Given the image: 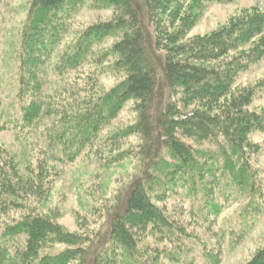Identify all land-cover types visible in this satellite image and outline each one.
Wrapping results in <instances>:
<instances>
[{
    "label": "trees",
    "instance_id": "16d2710c",
    "mask_svg": "<svg viewBox=\"0 0 264 264\" xmlns=\"http://www.w3.org/2000/svg\"><path fill=\"white\" fill-rule=\"evenodd\" d=\"M94 1L113 7L116 15L110 21L90 25L70 48L59 53L67 34V19L83 0H31L20 44L17 95L21 114L0 111V132L33 127L44 116L54 114L59 121L48 128V149L54 159L69 163L86 149H93L102 128L126 101L133 99L137 120L122 133L141 136L137 154L142 173L117 198L106 229L97 234L92 249L84 252L80 244L86 238L64 231L51 216L26 207L27 197L39 199L43 193L41 173L21 179L13 158L6 155L8 159L0 163V217L10 210H19L22 215L11 224L2 226L0 222V264H69L82 254L86 264H173L165 240L178 242L180 236L171 237L177 235L178 227L174 228L170 219L173 212L169 214L158 194V201H154L152 192L154 187L161 193L182 187L188 169L194 172L193 177L205 171L195 157V149L183 138L201 142L222 135L228 146L220 148L224 167L234 179L244 182L248 170L243 159L248 148L257 147L249 135L254 130L264 132V110L248 109L255 87L240 89L235 85L239 71L264 56V11L255 8L211 35L183 42L176 47L179 52L172 53L169 34L162 27L168 26V22L163 23L164 16L169 13V20L184 25L169 35L172 43L187 31L188 20L194 18V4L204 0ZM184 8L189 13L181 17ZM115 34L120 37L108 54L115 57L113 65L124 72V78L96 98H74L57 108L52 106L45 97L51 77L75 70L98 44ZM195 190L191 188L187 196H193ZM216 209L217 213L221 211ZM182 232V237H188ZM57 243L77 246L44 252L48 245ZM219 254L205 252L202 259L205 264H216ZM101 258L105 261L100 262ZM244 264H264V247Z\"/></svg>",
    "mask_w": 264,
    "mask_h": 264
},
{
    "label": "rangeland",
    "instance_id": "374dc122",
    "mask_svg": "<svg viewBox=\"0 0 264 264\" xmlns=\"http://www.w3.org/2000/svg\"><path fill=\"white\" fill-rule=\"evenodd\" d=\"M30 2L0 0V111L7 115L21 114L17 95L19 56ZM255 8L264 11V0L199 1L191 9L194 18L188 20L190 25L187 31L174 39L177 41L172 40L170 43L169 35L184 28L180 21L173 23L168 13L163 19V23L168 22V26L162 24V27L169 34L167 39L172 53H177L179 51L176 47L183 42L211 35L232 20L241 18V15L250 14ZM183 13H189L187 8L181 11V17ZM115 15L116 11L111 6H101L94 0H83L78 11L67 19V34L60 44L59 53L70 48L72 42L90 25L110 21ZM119 37L118 34L108 36L93 49L89 59L72 72L52 76L50 84L46 86V100L48 97L52 106L56 107L74 98H96L119 83L125 74L113 65L115 57L108 54L109 48ZM57 55L52 59L53 64ZM94 58L100 60L94 61ZM235 85L240 89L254 86L255 94L248 109L264 110V56L240 70ZM134 104L133 99L126 101L115 117L102 128L93 149H86L85 153L69 163L54 159L48 149V128L59 121V117L54 114L44 116L33 127L0 132V163L8 159L6 155L13 158L21 179L29 176L33 178L35 173H41L39 186L43 193L39 199L27 197L26 207L51 216L53 222L64 231L86 238L87 241L80 244L84 252L92 249L90 246H93V240L96 241L97 234L106 229L117 198L142 173L143 166L137 154L141 136L122 133L137 120ZM49 106L51 108V104ZM249 137L257 147L248 148L243 159L244 167L248 170L244 182L234 179L232 173L224 167L220 148L228 146L222 135L201 142L183 138L193 146L195 157L205 171L193 177L194 172L188 169L182 187L166 193L154 187L152 192L154 201H158L155 195L158 194L169 214L173 212L169 216L174 222V228L178 227L177 235L171 237L180 236L179 241L169 240L168 243L165 240V244H169L171 263L205 264L203 253L214 252L220 253V260L216 264H244L264 247V132L254 130ZM119 154H123V157L119 158ZM164 155L170 160L166 150ZM240 167L241 163H238L237 168ZM209 168L213 171H206ZM191 188L196 189L195 194L188 197ZM216 207L221 208L219 213ZM21 215L19 210H10L2 219L0 217V222L2 226L4 223L11 224ZM232 229L236 232L231 234ZM182 231L188 237H182ZM48 246L44 252L56 253L77 245L57 243ZM82 257L69 264H86L83 254ZM104 261L105 258L100 259V262Z\"/></svg>",
    "mask_w": 264,
    "mask_h": 264
}]
</instances>
